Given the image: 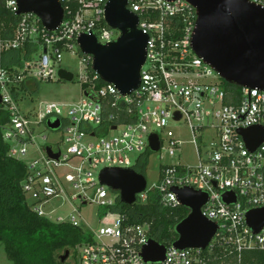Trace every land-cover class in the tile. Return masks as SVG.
<instances>
[{
  "label": "built area",
  "instance_id": "1",
  "mask_svg": "<svg viewBox=\"0 0 264 264\" xmlns=\"http://www.w3.org/2000/svg\"><path fill=\"white\" fill-rule=\"evenodd\" d=\"M248 1L264 7V0ZM59 2L64 18L55 31L47 32L34 15H22L18 16L14 39L0 43V51L19 49L27 41L38 47L17 74L0 66V106L10 118L2 128V139L9 146L8 156L28 169L21 189L30 210L50 222L83 229L76 208L72 209L76 216L68 221L61 217L52 220L44 213L52 199L65 196L73 203L96 205L115 216V224L90 232L93 241L75 249L78 264H200L202 251L178 250L172 245L165 247L163 261H144L141 251L151 239L150 225L127 224L123 214L113 211L120 203L118 193L99 182L103 169L135 170L140 159L151 152L149 137L155 135L160 143L155 154L161 157L163 153L170 163L160 168L155 186L148 188L146 183L133 205L153 201L161 209L174 210L183 207L172 188L205 193L207 202L200 209L201 215L218 226L212 242L229 247L238 258L244 251L264 250V228L254 234L246 224L249 211L264 207V138L251 151L240 134L252 128L264 131V91L230 89L194 54L191 41L196 11L186 1L127 0V9L137 16V28L148 41L139 87L121 95L93 72L91 57L83 55L77 44L82 34L94 35L101 45L118 38L104 21L108 0ZM4 6L16 14V0H4ZM75 51L82 56L85 71L82 99L65 107V117L62 106L55 103L21 114L18 106L26 91L20 85L59 80L62 54ZM98 82L102 86L98 87ZM56 120L58 130H65L66 149L51 147L53 154H59L55 160L43 148L39 160L25 163L27 148L35 144L34 127ZM171 125H182L191 133L189 143L195 149L196 165L172 162L183 142L170 130ZM132 153L138 154L137 159L130 158ZM62 168L72 175L67 173L65 179L59 174ZM67 185L73 194L67 192ZM226 194L235 201L224 202Z\"/></svg>",
  "mask_w": 264,
  "mask_h": 264
},
{
  "label": "water",
  "instance_id": "2",
  "mask_svg": "<svg viewBox=\"0 0 264 264\" xmlns=\"http://www.w3.org/2000/svg\"><path fill=\"white\" fill-rule=\"evenodd\" d=\"M174 1V0H166ZM196 11V28L191 41L194 54L208 64L227 84L238 88L264 91V7L248 0H184ZM17 16L31 14L47 32L55 31L63 21L64 9L59 0H16ZM104 21L118 33V38L101 45L94 35L82 34L77 39L80 52L92 59V70L103 83L113 85L121 95L135 91L140 84V72L146 60L148 38L137 28L138 18L127 9V0H108ZM45 53V51H43ZM58 79L72 82L73 74L60 69ZM1 105V98H0ZM177 117L176 119H178ZM59 121H47L46 128L57 131ZM246 146L255 150L263 141L264 131L252 128L240 132ZM160 143L155 135L149 137V149L157 152ZM47 156L58 159L51 147ZM101 185L118 193L120 204L132 206L135 196L144 191L146 179L133 169H103L98 176ZM171 191L179 204L188 211L175 227L177 240L174 249L206 251L218 226L206 220L200 209L207 202L205 193L190 188ZM226 203L234 202L230 194ZM246 224L254 234L264 228V207L246 214ZM166 248L153 239L141 251L144 261H163ZM66 251L60 257L64 263Z\"/></svg>",
  "mask_w": 264,
  "mask_h": 264
},
{
  "label": "trees",
  "instance_id": "3",
  "mask_svg": "<svg viewBox=\"0 0 264 264\" xmlns=\"http://www.w3.org/2000/svg\"><path fill=\"white\" fill-rule=\"evenodd\" d=\"M75 9V6L72 7ZM20 18L8 11L4 0H0V43L12 41L16 25ZM34 42H25L19 49L0 51V66L17 74L22 64L31 59L37 50ZM89 76L92 74L89 71ZM25 81L20 89L27 93H34L37 84L28 85ZM102 86L101 82L97 83ZM234 91L236 87L228 85ZM30 89V91H28ZM81 90L85 86L81 85ZM9 113L0 106V243L10 264H61L60 250H75L93 241L92 235L81 228L69 224H57L45 218L38 217L26 205L21 189L28 169L20 161L8 156L9 146L2 139V128L9 122ZM150 152L141 159L135 171L145 177V166ZM126 217L127 224L150 225L151 239L164 247L171 246L176 240V225L186 216L183 208L164 210L153 201L145 206H126L118 203L113 210ZM106 214V211H102ZM200 264H264V250L254 249L244 251L240 258L225 246L212 242L211 246L201 253Z\"/></svg>",
  "mask_w": 264,
  "mask_h": 264
},
{
  "label": "rangeland",
  "instance_id": "4",
  "mask_svg": "<svg viewBox=\"0 0 264 264\" xmlns=\"http://www.w3.org/2000/svg\"><path fill=\"white\" fill-rule=\"evenodd\" d=\"M82 56L75 51L74 53H63L59 63V69L65 70L73 74L74 79L72 82H65L61 80H55L52 82H40L35 86L34 93H26L23 95V101L19 104L18 108L21 114L35 113L39 110L40 105L44 103H55L62 106V117L66 115V106L71 104H77L83 96L81 90V82L85 76L84 66L82 65ZM30 91V89L28 90ZM31 92V91H30ZM170 130L177 136L182 142L180 154L176 153V157L172 161L173 163H181L188 166L196 165V153L194 146L189 143L191 140V133L182 125H171ZM35 144L27 148L28 158L25 159V163H30L32 160H39L41 156V150L45 147H52L53 149L59 148L64 151L66 145L64 143L65 130L59 129L52 131L46 128L45 124L35 126ZM117 133H114L116 135ZM45 137V138H44ZM147 164L145 166V179L147 187L151 188L156 185L160 168L164 165H168L170 160L162 153L161 157L158 154L150 152ZM132 160L137 159L138 154L132 153L129 155ZM67 173H72L65 169H59V174L64 177ZM65 178V177H64ZM66 179V178H65ZM67 192L73 194L71 186H66ZM76 208L82 221H79L83 229L89 232H96L100 227L109 226L115 224V216L112 213L103 214L102 209L96 205H80V203H73L69 197L61 196L59 198L52 199L43 209L44 213L49 215L52 220L58 217L64 220H69L71 216H76L72 213V209ZM69 256L64 263L61 264H78L75 250H69ZM65 250L57 252L58 256H63ZM0 264H10L8 261L2 244L0 243Z\"/></svg>",
  "mask_w": 264,
  "mask_h": 264
}]
</instances>
